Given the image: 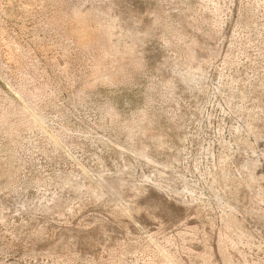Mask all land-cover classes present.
Segmentation results:
<instances>
[{
	"label": "rangeland",
	"instance_id": "rangeland-1",
	"mask_svg": "<svg viewBox=\"0 0 264 264\" xmlns=\"http://www.w3.org/2000/svg\"><path fill=\"white\" fill-rule=\"evenodd\" d=\"M0 264H264V0H0Z\"/></svg>",
	"mask_w": 264,
	"mask_h": 264
}]
</instances>
